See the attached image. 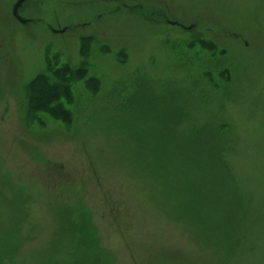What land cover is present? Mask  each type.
Masks as SVG:
<instances>
[{
  "label": "rangeland",
  "instance_id": "1",
  "mask_svg": "<svg viewBox=\"0 0 264 264\" xmlns=\"http://www.w3.org/2000/svg\"><path fill=\"white\" fill-rule=\"evenodd\" d=\"M0 264H264V0H0Z\"/></svg>",
  "mask_w": 264,
  "mask_h": 264
},
{
  "label": "trees",
  "instance_id": "2",
  "mask_svg": "<svg viewBox=\"0 0 264 264\" xmlns=\"http://www.w3.org/2000/svg\"><path fill=\"white\" fill-rule=\"evenodd\" d=\"M204 49H206L207 51H210V49L208 48V47H205ZM85 55V54H84ZM202 67H203V69L201 70V74H202V77L206 80V82L208 83V88H209V90L206 92V95H203V97H205V96H207V94H209V95H211V93H212V91H216V90H218L219 88H221V86L220 85H218L217 83H216V81H218V80H220V77H221V75H222V72L223 71H217V72H219L218 73V75L217 76H214V71L211 69V67H209L208 65H206V64H204V65H202ZM86 76H87V73H86V75L83 77V79H85V85H86V88L87 89H90V92H94V89H93V85H92V83L90 82L91 80L90 79H87L86 78ZM218 76H220L218 79H217V77ZM98 79V78H97ZM99 80V79H98ZM223 80V79H222ZM46 87V86H45ZM45 89H47V87L45 88ZM68 96H70V94L68 95ZM65 98V101H67L68 100V98L67 97H64ZM206 98V97H205ZM72 113V112H71ZM73 115V114H72ZM221 136V135H220ZM222 138H223V136H221ZM158 179V182H162L164 179L161 177V176H159V177H157ZM163 205V204H162ZM165 207V206H164ZM80 242H81V240H80Z\"/></svg>",
  "mask_w": 264,
  "mask_h": 264
}]
</instances>
